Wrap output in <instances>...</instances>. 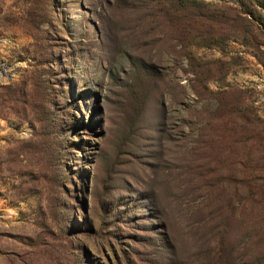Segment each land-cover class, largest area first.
Segmentation results:
<instances>
[{
  "label": "rangeland",
  "instance_id": "obj_1",
  "mask_svg": "<svg viewBox=\"0 0 264 264\" xmlns=\"http://www.w3.org/2000/svg\"><path fill=\"white\" fill-rule=\"evenodd\" d=\"M161 3L0 0V264H264L237 181L264 140L204 144L225 88L264 133V52Z\"/></svg>",
  "mask_w": 264,
  "mask_h": 264
},
{
  "label": "trees",
  "instance_id": "obj_2",
  "mask_svg": "<svg viewBox=\"0 0 264 264\" xmlns=\"http://www.w3.org/2000/svg\"><path fill=\"white\" fill-rule=\"evenodd\" d=\"M217 1L223 4H229L227 0ZM161 2L163 14L167 19L175 23L177 30L180 32H182V29L188 27L194 36L198 34V31L203 27L205 22V25L208 27L204 25L203 31L205 32L206 39L210 42L216 37L219 39L225 35L221 30L215 34L214 25L218 23L223 29H226V31L233 32L237 37H241L243 43H250L264 52L263 47L259 48L261 44L264 45V43L257 39V35L260 33L264 34V30L259 23L260 16L255 10V5L260 3V0H236L232 11L230 9H225L224 6L219 9L208 7L210 3L202 0H161ZM204 69L205 68L200 67L198 70L193 71L198 76V73H202ZM206 71L208 72L207 69ZM141 73L146 76L153 74L149 69L141 70ZM33 80L34 79H32L33 93H31L30 100L27 102L29 106L31 105V108H34L39 94L38 83L33 82ZM236 93L230 88H225L220 91L219 95L215 96L217 98V104L214 107V113L217 114L221 122L214 124L212 138H207L209 141L207 142L206 139L204 144L207 145V143L215 141V144H224V150H228L232 146L234 147V144L239 140L242 142L241 137H244V135H242L243 133H248V135L254 136L256 139L261 136L262 141L264 140V133H262V130L260 133V130L256 129L254 125H249L252 121L248 120V116H246L244 106L242 105L243 102H241L240 99V92ZM46 118L52 123L50 114L46 113L44 119ZM40 119L42 118L38 117L36 112L31 115L30 120L33 127L35 125L34 123ZM206 128H209L207 122L203 125V129L206 130ZM204 133V131L201 132L202 135H204ZM258 150L259 155L255 160L249 162H244L243 160V168H246L249 173H247L245 177L237 179V181H240V184L244 188V193L253 195L254 201L264 209L263 142ZM48 157H51L50 153ZM253 226L256 234L261 231L260 235L257 237L256 244L257 247H259L257 251L258 255L264 258V212L258 220L254 221Z\"/></svg>",
  "mask_w": 264,
  "mask_h": 264
}]
</instances>
